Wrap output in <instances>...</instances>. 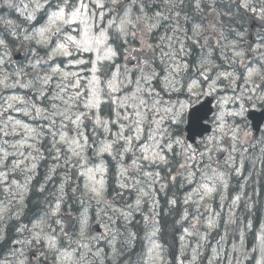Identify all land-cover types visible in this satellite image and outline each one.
Listing matches in <instances>:
<instances>
[{"label": "snow or ice", "instance_id": "6c2138e0", "mask_svg": "<svg viewBox=\"0 0 264 264\" xmlns=\"http://www.w3.org/2000/svg\"><path fill=\"white\" fill-rule=\"evenodd\" d=\"M184 3L185 0H164V4L170 6L168 11H175L177 19H173L155 5V13H150L145 0H27L22 8L20 5H13L11 0H4V5L8 8H15L19 11L28 27H22L21 24H17L11 19L0 18L7 25L6 32L0 34V49H3L4 56H7V50L13 44L14 39L22 36L23 40L28 42L29 51L32 52L34 60L29 62L27 69L21 66L14 73L21 79L8 84L9 77L5 76L0 79V86L5 90L16 87L31 90L33 96L31 101L18 95L9 96L5 100L7 107L0 112V116L12 110L22 113L24 116H32L35 120L47 121V133L53 137L55 144H63L64 150L70 154L66 158V163L74 160L78 166L79 175L85 177V195H88L90 199H95L98 204L104 199L107 169L103 160L97 163L91 161L86 155L90 150V145L92 146L91 151L97 157L107 154L113 158L119 157L123 161L125 155L131 152V165L126 166L124 172L133 170L143 172L145 177H151L150 183H152L155 182L159 173L157 172L153 176L152 173L145 171V164H167L168 153L171 152L173 156L177 155V147L181 149L179 154L185 157L186 162L181 165L185 169L190 166L188 161H196L197 157L203 160L207 155L211 160L213 152L228 151V160H232L231 154L236 152L238 146L242 144L240 136L242 129L234 118L244 115L245 100L251 102L253 97L259 96V99L264 101V63H260L256 67L245 64V53L238 50L234 43L232 44L233 57L239 58L244 69L241 76L238 77L234 71H224L218 72L213 78L208 74L212 69L205 65L213 67L215 65L211 59H207L201 60L199 65L203 82L190 78L187 85L182 83L180 73L190 70L187 63H184L182 67L178 62L185 54L184 50L187 47L178 35L182 30L178 19L179 9ZM201 3L202 0H194L195 8L203 11ZM109 4L112 7H109ZM236 4L239 8L247 10L251 7L252 11H256L251 6L250 0H236ZM260 11L264 13V6L260 8ZM134 14L135 19L133 18ZM170 19H173V23L176 25L175 27L169 25L172 35L160 37L162 59L166 58L169 62V66L165 69L167 74L163 76V82L161 83L160 75L154 67H140L138 69L140 74L135 79V91L129 89L131 95L127 93L123 96L116 95L122 90L123 85V81L119 79L120 71L118 67L115 72H111L110 68L105 71L106 62L111 65L118 55L119 47L127 42L130 33L135 37L139 32L141 43L147 44L144 36L154 33ZM184 19L189 21L187 14ZM33 22H38L39 26ZM200 29L201 26L193 22L191 27L193 35L187 36L188 29H183L185 38L195 43L196 37L200 35ZM164 41H167L169 51H163ZM33 45L35 48L32 47ZM177 45H179L178 48ZM147 46L152 47L151 44ZM21 50H23V46ZM41 50L44 52L42 57L39 56ZM222 58L227 59L224 56ZM4 63L3 56H0V65ZM232 63L235 64L236 60L233 59ZM30 72H35V76L30 80H23L22 77L29 75ZM109 72H111L110 75ZM237 79H243L245 90L250 95L245 97L243 90L240 95L236 94V88L231 85ZM220 80H226L228 83L219 85L218 81ZM153 81L162 87L163 93L167 94V99L158 87L153 85ZM53 82H55L54 89ZM203 83L207 84V90L203 89ZM185 86L188 94L195 95L197 101L201 96L206 99L208 97L216 98L217 92L229 90L232 92L231 96L216 98L215 115L211 121H208L211 128L205 129L210 132V135L206 140L201 138L199 143L194 137H189L192 140L191 143L181 138L180 126L186 119L185 113L189 110L192 101L190 99L181 100L177 97L173 102L172 93H180ZM197 88L201 89L198 93L195 91ZM48 93H52V95L49 97ZM49 98L53 101L50 108L41 107L35 102ZM9 101L14 103H9ZM15 103L23 104L25 107L17 109ZM229 103L236 104L238 107L226 109L225 106ZM102 104L114 106L111 111L116 112L115 120L110 118L106 120L101 117ZM121 108L124 109V112L120 111ZM129 108L131 112L128 111ZM204 108L206 105L202 104L201 108L196 110V114L189 113L187 117L190 124L194 122L196 128L203 127V122L207 120V111H202ZM86 121L94 125L93 131L101 129L111 133L110 124H119V131L112 134L113 139L102 140L97 145L94 138L85 131L88 127ZM121 121L127 122L128 131L135 135L127 134L125 124H121ZM9 122L12 123L11 132L6 130ZM18 129H23L25 133L35 134L26 136L21 141L20 147L32 148L33 145L28 141L38 139L42 134H45L43 127L39 129L30 127L21 120H13L11 115H8L5 128L0 129V132H3L4 136L18 135ZM73 132L75 135H71ZM196 135L200 136L201 133L196 132ZM56 137H59V140ZM12 147L16 148L17 145L13 144ZM244 150L246 151V149ZM4 158H7V153ZM19 167V162L13 165V169ZM207 167L216 173V168L211 165H207ZM121 174L123 175V173ZM201 174L207 176L206 172ZM189 175L193 174L189 173ZM6 181L7 174L5 173L3 179H0V184L5 185V191L11 193L13 198L19 195L17 202H22L26 185H18L16 181L7 185ZM13 185L20 189L19 193L12 191ZM60 191L63 192V185H61ZM211 191L212 189H206L207 193ZM62 201L63 197L61 196L57 198L54 206L49 204L43 214L33 216L27 224L16 226L17 235L8 241L13 246L8 255L15 259L6 258L4 261H0V264H28L25 256L26 251L35 245H40L42 248L46 246L48 252L54 254V264H84L87 252H91L93 255L97 254L87 243L90 221L86 212L81 213L79 218L78 238L73 239L68 233L69 240L65 243L61 237L56 235L55 225L62 223L58 215L61 211ZM137 204L139 205V201ZM9 211L7 206H0V221ZM113 211H119L121 216H124L125 219L128 218L122 210L113 209ZM14 215L18 217L19 210ZM11 218L13 217L9 216V219ZM145 219L148 218L145 217ZM105 227L109 226L105 225ZM61 231L67 232L63 228ZM92 239L96 238L92 237ZM258 239L264 242V236L258 237ZM77 249H81V251L77 252ZM83 249H86L87 252ZM262 250H264V246H262ZM17 252L19 253L18 257ZM44 255L46 256L47 253ZM257 264H261V262L257 261Z\"/></svg>", "mask_w": 264, "mask_h": 264}, {"label": "rangeland", "instance_id": "374dc122", "mask_svg": "<svg viewBox=\"0 0 264 264\" xmlns=\"http://www.w3.org/2000/svg\"><path fill=\"white\" fill-rule=\"evenodd\" d=\"M108 6L112 7L111 4ZM0 8L2 10L5 9L4 0H0ZM258 13L263 14L261 11ZM256 49V59H261L263 61V55L260 54V51L263 50V47L258 45ZM43 55L44 52L42 53V56ZM115 60L111 63L113 64ZM140 67H152V63L144 62V64L139 65L137 68H135V70L132 71L135 73L133 76H131L130 73L125 75L123 72L124 76L122 78L119 76V79L123 81L122 90L116 95L123 96L126 93L131 95L129 89L135 91V79L140 74L138 70ZM104 68L106 71L109 69L106 64ZM115 71L116 70H111V72ZM111 72L109 73L111 74ZM162 72L163 75L160 77L161 83L163 82V76L166 75L165 70ZM160 73L161 72L158 74L160 75ZM31 74L35 75V72H31ZM180 78L184 85L189 83H185V81H183L181 73ZM129 81H131V83H129ZM153 85L157 86L165 96V99H167V94L163 93L162 87H160L156 81H153ZM219 85H221L220 81ZM232 87L236 88L237 95L241 94L242 89L236 86ZM53 88H55V82H53ZM203 89L207 90V84L203 85ZM195 91L198 93L201 91V89L197 88ZM218 93L226 95L225 92ZM243 94L246 97L248 93L247 91L243 90ZM231 95L232 92L227 93L226 96ZM48 96L50 97L51 93H48ZM177 97H179L181 100L190 99L192 103L190 104L189 108L192 104L197 102L195 95L190 96L188 94L186 86L181 89L180 93H172L173 102ZM201 99H203V96L200 97V100ZM29 101H31V99H29ZM37 101L35 102L41 107H44L41 103H46L48 108H50L53 103L50 98L43 101ZM244 102L246 107L253 104V102H248L247 100ZM9 103L14 102L9 101ZM56 103H59V101H56ZM104 105L105 104L101 105V117L106 120L109 118L115 120L116 112L111 111V108L114 106L106 104L105 109ZM5 107H7L5 101L0 102V112H2ZM24 107L25 105L23 104L15 103V108L17 109H22ZM225 107L226 109L230 110L237 108L238 105L229 103ZM120 111L124 112V109L121 108ZM128 111L131 112V109L129 108ZM186 114L187 112L185 115ZM8 115H11L13 120H21L30 127L47 126V121L45 120H35L32 118V116H24L22 113L10 110L9 112L0 116V127H5V121L7 120ZM234 119L242 129L240 132L242 144L238 146L236 152L231 154L232 160H228V152L227 159H222L218 162L219 165L214 167L217 170L216 173H213L211 168L207 167V165H211L210 162L212 160H209L207 155L203 160L197 157L196 161H188L190 166L187 169L182 168L181 165L185 164L186 161L185 157L182 154H179L181 152L179 147L176 148L177 155L173 156V154L169 152L170 158L167 157L168 160L173 158L176 161L175 169L172 172L173 175L161 172L159 170L165 165L164 163L158 165L145 164V171L152 173L153 176H155V173L158 172L159 176L156 177L155 182L150 183L151 186L149 191L146 189L142 190L138 200L141 205L154 202L155 208H163V216L167 213H170L169 223L164 230V235L160 234V230L162 229V222L160 220H156V224L154 225L150 234L152 241H149L143 238L142 228L126 226L123 228V230L108 231L106 227L101 224V218L103 216L102 214L88 213L87 216L90 222H98L103 228H105V231L108 232V239L106 240L105 247L97 240L101 239L102 237L98 238L89 233V239L87 243L89 244V247L92 248L93 252H96L97 254L93 255L91 252H87L86 249H83V251L87 252V257L84 264H257V261H260L262 264L264 258V250H262V246H264V242L259 240L258 237L264 236V225L260 224L259 227L253 228V223L255 219H257V213L260 211V208H255V205L252 203L245 204L243 207H239L238 201L240 200L239 198L241 195H248V198H246L247 201L256 200V198H258L257 184H255V190L251 194L245 193L247 186H245L244 183L245 179L248 178L250 173L249 170L251 168V164L252 166L262 169L264 166H262L263 162L261 158L258 160L252 159L253 156L250 148L254 147L256 143L253 141L254 139L251 136V131L249 132V129L244 127L246 126L245 112L242 117H235ZM185 121L181 126H184ZM120 123L125 124V131L127 134L135 135V133L128 131L127 122L121 121ZM91 126V135L96 132L95 143L97 145L102 140L113 139L114 136L112 134L119 131V124L109 125L111 133L104 132L101 129L93 131L94 125L92 123ZM7 127H12V123L9 122ZM184 137V132L182 131L181 138ZM207 138L208 137L204 138V140ZM57 140H59V137ZM10 141L11 135L4 136L3 132H0V142L9 143ZM13 144H16L17 147H20V143ZM32 145V148H36L35 150L20 147L17 148V151L20 150L21 152H29V155L26 157L28 159L40 157L41 155L38 153L39 148L37 147L39 144L37 143L35 146L34 144ZM41 145L42 143H40V146ZM54 145L57 147L61 145L63 146L64 153L61 158H67L70 155L64 150L63 144L54 143ZM91 147L92 146L90 145V150L88 153H86L89 159L97 163H99L100 160H103L107 169V173L110 170L111 174L117 176L121 184L124 185L125 183H130L139 179L140 177H145L143 172L135 170L124 172V168L128 165H131V152L126 154L123 161H121L119 157L113 158L107 154H105L103 157H97L95 156L94 152L91 151ZM244 149H246V151ZM0 153V158L5 157L6 153L8 154V152L2 148L0 149ZM52 157L56 158L54 154ZM212 157H214V155ZM8 167L9 166L6 165V168ZM57 167L59 168L60 165L58 164ZM230 168L232 169L233 173H229L226 170ZM202 172H206L207 176L202 175ZM73 173L76 174V171L73 170ZM121 173H123V175ZM189 173H192L193 175L190 176ZM3 174L5 173H0V179H3ZM234 175H237V177ZM75 178H77V176ZM145 178L149 179L150 182L151 177ZM163 182H165L166 192H164L162 188ZM6 183L7 185H11L12 183V178H10L8 175ZM116 185H119V183H116ZM206 189H212V191L207 193ZM0 190L1 192L5 191L4 184H0ZM116 190L118 191L117 196L119 197L121 195L119 187H116ZM60 193L62 194L61 191ZM104 196H106V181ZM86 199L87 202H89L90 198L88 195L86 196ZM117 201L118 203H121L120 198H118ZM172 201H174V203H172ZM0 206L7 205L0 202ZM9 216H12L13 218L9 219ZM106 216L108 215L106 214ZM130 216L131 214L128 213L127 217L129 221ZM115 217L119 219L116 221L120 222V218L117 214H115ZM15 218V215H8V212L5 213L4 219L0 221V233L4 232L5 228L3 225H7V223L8 225L13 224L15 222ZM108 226L116 228L117 224L112 222L108 224ZM61 228H63L62 223L59 225V231H57L56 234L58 233V236L63 239L64 237ZM92 237H95L96 239H92ZM158 237H165L168 241L167 246L163 248L157 240ZM76 238H78V236H76ZM12 248L13 246L11 245L7 254ZM30 248L40 249L41 246L35 245L34 247ZM28 250L25 254L26 260H28ZM43 250L44 253H47L46 256L43 255L44 258L49 259L54 263V254L52 252H48L46 246L43 247ZM79 251H81V249H78V252ZM125 252H127V254H125ZM18 255L19 253L17 252V256ZM7 259L13 260V257L9 256ZM2 260L4 259L2 258Z\"/></svg>", "mask_w": 264, "mask_h": 264}, {"label": "flooded vegetation", "instance_id": "af4514ba", "mask_svg": "<svg viewBox=\"0 0 264 264\" xmlns=\"http://www.w3.org/2000/svg\"><path fill=\"white\" fill-rule=\"evenodd\" d=\"M25 2H27V0H11L13 5H20L21 8ZM250 2L251 6L256 9L255 12L252 11L251 7L247 10L237 7L236 0H202L201 8L203 11L195 8L194 0H185V3L181 5V8L179 9L180 16L178 18L182 29L178 35L187 45L184 50L185 54L178 62L181 63L182 67L184 63H187L190 69L189 71L181 72V76L183 77V81H185V83L190 82V78H195L198 82H203V77L200 75L199 65L201 60L207 59H211L215 65V67L212 65H205V67L212 69L208 74L213 78H215V75L218 72L224 71H234L238 77L241 76L244 69L239 62V58L233 57V43L236 45L238 50L245 53V64H250L255 67L260 63H264V59L263 61L261 59H256V47L258 45L263 47L260 54L263 55L264 58V13H258L260 8L264 6V0H250ZM145 3L147 10H149L150 13L154 14L156 7H159L166 15L172 17L173 19H177L175 17V11H168L170 6L164 4V0H145ZM154 5L156 7H154ZM185 14L189 17V21H185ZM0 18L11 19L17 24H21L22 27H28V25L24 23L23 18L20 16L19 11L15 8H8L6 5L3 10L0 8ZM133 18L135 19V14L133 15ZM173 19L165 22L164 26L156 29L154 33L146 34L144 39L147 41V44L141 43V35L139 32L136 33L135 37H133L130 33L127 42L123 43L122 47H119V52L116 56L115 62L113 64L111 63V65L106 63V65L111 70H116L118 67L120 71V78H122L124 73H130V75L133 76L132 71L139 65L144 64L145 61L143 60L147 59L152 63V67L156 69L157 73L161 72L160 77H162V71L169 66V62H167L166 58L162 59V42L160 37L172 35L169 25L172 27L176 26L175 23H173ZM193 22L201 26L200 35L196 37L195 43L186 39L183 31V29H188L187 36H192L193 33L191 31V27ZM33 23H36L37 26H39L38 22ZM6 30L7 25L0 20V34L5 33ZM17 31H20V29H17ZM221 33H223V35H221ZM148 44H151L152 47L149 48L147 46ZM22 46L23 50H21ZM32 47L35 48V45ZM178 47L179 45H177V48ZM7 51L8 55L4 56V50L0 49V56H3L5 60V63L0 65V79L7 76L9 77L7 83L12 84L15 80L21 79V77L15 76L14 73L17 72L21 66H24L25 69H27L29 62L33 61L34 57L32 52L29 51L28 42L24 41L22 36L15 38L13 44ZM163 51H169L167 41L163 42ZM42 53L43 50L39 53L40 57H42ZM209 53H211V56H209ZM222 56L227 57V59H223ZM233 59L236 60L235 64L232 63ZM34 76L35 75L30 72L29 75L23 76L22 79L27 81L32 79ZM227 83L228 81L226 80H220L221 85H225ZM204 84L206 83H203V85ZM232 86H236L246 91L243 79H237L231 87ZM230 92L231 91L229 90L225 92V94L227 95V93ZM247 93V96L250 95L249 92ZM12 94L22 96L28 100L33 96L31 90H24L19 87L5 90L2 86H0L1 102L5 101L6 98ZM226 95L219 94L217 92L215 97H225ZM208 98L212 101V103H215L216 98ZM251 102H253V104L250 105L251 108H263L264 101L260 100L259 96L253 97ZM7 131L11 132L12 130L7 128ZM18 132L19 134H22V131L18 130ZM86 133L90 137H94L96 134V132H94L91 135L90 131H86ZM43 138L53 139L50 134L45 132V134H42L37 139L38 143L42 142ZM0 143L6 144L7 142ZM10 143L11 142L8 144ZM48 146L51 147L52 144L47 143V147ZM42 147L43 146L39 145L38 153L41 155L40 157L30 158L23 163H19L20 167L18 169H13V167L8 169L13 171L15 170L14 172H20L22 170L21 167H23V171H25V169H29L32 173L31 175L28 174L26 176L27 178H22L19 182L16 181L18 185H26V189L23 192L24 198L22 202H17L19 200V195H17L16 198H13L12 194L6 191L0 196V202L6 204L10 210L8 215H14L17 210L20 212V215L15 218V222L13 224L8 225L6 222L7 225H3L5 228L4 232L0 233V237H3V239H0V256H3L4 260L9 257L7 254V247L9 243H7L5 239L6 233L9 230L8 227L15 230L17 225L27 224L33 216L40 213L42 214L46 211L49 204L54 206L57 198L61 196L63 197V201L61 203V211L59 213L76 215L78 224L81 213H100L103 215L101 218V224L105 227V225L109 224V216L115 213L119 216L120 222L117 221L116 228H106L108 231L123 230L126 226L142 228L143 238L152 241L150 234L156 224V220H160L161 222L163 221L164 211L161 207L155 208L154 202L147 203L146 205H141L140 202L139 205L137 204L142 190H150L151 184L149 179L140 177L130 183H125L124 185L126 186H121L123 184L119 182L116 175L106 173V196H104L103 201L98 204L95 199H89V202H87V195L85 196L84 191L86 179L85 177H81L79 175L78 166L74 160L66 163L65 158L64 164L58 168L57 166L59 162H62V160L48 156L45 150L43 152ZM43 149H46V146ZM17 155L18 157L11 159V166L25 158L21 155L20 151ZM73 170L76 171V174L73 173ZM13 176L17 179V174H13ZM76 176L77 178H75ZM116 183H119V185H116ZM61 185H63L62 194L60 193ZM116 187H119L120 189L121 195L119 197L117 196L118 191L116 190ZM162 188L163 191L166 192L165 182H163ZM12 191L19 193L20 189L13 185ZM118 198H120L121 203H118ZM113 209L122 210L126 214L130 213V221L128 218L125 219L124 216H121L119 211H113ZM106 214L108 216H106ZM145 217L148 219L146 220ZM116 219L119 220L117 217ZM107 239L108 232H104L102 238L97 240L100 244L106 247ZM31 251L32 249L28 250L29 253ZM4 260L0 259V261ZM38 262L39 264H45L44 259L41 258L38 253H33L31 259L28 261V264H38Z\"/></svg>", "mask_w": 264, "mask_h": 264}, {"label": "trees", "instance_id": "16d2710c", "mask_svg": "<svg viewBox=\"0 0 264 264\" xmlns=\"http://www.w3.org/2000/svg\"><path fill=\"white\" fill-rule=\"evenodd\" d=\"M254 155L255 156L252 157V159L258 160L261 158L263 162L262 166H264V146L258 150L256 149ZM249 171L251 172L248 176L250 177V179L246 178L244 185L247 186V188H249V185H252L250 189H255V184H257V189L259 190L260 194L259 197L256 198V201L258 202V207L260 208V211L257 213V221L260 219L264 220V168H258L256 166H252L251 164V168ZM262 264H264V259Z\"/></svg>", "mask_w": 264, "mask_h": 264}, {"label": "water", "instance_id": "95a60500", "mask_svg": "<svg viewBox=\"0 0 264 264\" xmlns=\"http://www.w3.org/2000/svg\"><path fill=\"white\" fill-rule=\"evenodd\" d=\"M206 108H208V105L206 106ZM193 109H194V108H193ZM193 109H192V110H193ZM192 110H191L189 113H192ZM192 114H193V113H192ZM194 114H196V113H194ZM248 118L252 121V126H253V128H254V130H255L253 136L256 137V136L258 135L259 130H260V125H261V123L264 121V112H262V113L249 112V113H248ZM188 121H189V119H188ZM86 124L89 125L90 122L87 121ZM202 128H203V127H201V128H196L194 122H193L192 124H190V122H188L186 139L191 143L192 140L189 139V137H194V138H196V137H200V136H202L205 132H207V131L203 130ZM196 132L201 133V135H200V136H197V135H196ZM220 157H221V155H218V158H220ZM65 219H66V218H65ZM73 224H74V219L71 217V221H70V226H71V228H72ZM92 230H93V231H99V229H98L97 226L92 227Z\"/></svg>", "mask_w": 264, "mask_h": 264}]
</instances>
